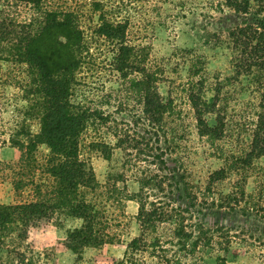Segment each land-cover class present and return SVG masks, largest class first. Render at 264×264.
I'll list each match as a JSON object with an SVG mask.
<instances>
[{"label": "rangeland", "instance_id": "obj_1", "mask_svg": "<svg viewBox=\"0 0 264 264\" xmlns=\"http://www.w3.org/2000/svg\"><path fill=\"white\" fill-rule=\"evenodd\" d=\"M51 10L74 12L85 34L71 100L93 112L79 137L80 156L99 180L89 197L100 202L106 182L122 172L131 194L143 180L142 199L156 219L145 235L151 264H264V154L253 150L261 88L252 74L236 73L228 36L264 15L227 0H0L11 32H37ZM106 19L127 23L125 70L118 60L122 43L99 31ZM12 51L13 39L0 38V203L52 198L56 189L49 146L39 142L29 150L44 110L39 76ZM150 74L167 104L161 120L144 111L142 82ZM193 93L214 104L204 119L216 131L201 132ZM96 142L112 146L110 160ZM117 184L124 185L122 177ZM104 203L113 241L81 255L64 248L68 230L82 220L59 210L24 240L10 232L0 262L17 264V252L25 251L34 264H113L142 233L139 202Z\"/></svg>", "mask_w": 264, "mask_h": 264}, {"label": "trees", "instance_id": "obj_2", "mask_svg": "<svg viewBox=\"0 0 264 264\" xmlns=\"http://www.w3.org/2000/svg\"><path fill=\"white\" fill-rule=\"evenodd\" d=\"M21 1L34 5L39 3V0ZM227 4L244 12L256 9L260 15H264V0H227ZM5 22L7 17L0 16V38H12L13 54L29 63L39 76L37 89L42 94L44 110L41 116V131L37 138L31 141L29 150L33 152L39 142L49 146L51 154L47 162L48 172L56 180V189L52 198L0 203V249L13 230L17 231L18 237L24 240L32 227L38 226L43 219L53 218L56 212L62 210L82 220L79 226L68 230L63 242L64 248L72 249L81 255L86 247L111 242L116 236L111 231L113 222H109L110 218L105 215L104 202L123 206L122 201L132 198L139 202L137 218L142 233L132 238L124 256L115 260L113 264H151L145 255L150 249L145 235L156 226V219L155 209H147L146 202L142 199L143 180H140L142 187L137 195L128 192L123 172L114 182L110 180L106 182L105 191L100 193L101 203L93 200L88 194L98 190L99 180L93 164L81 158L79 149V137L87 126V120L93 116V112L87 108H78V105L76 106L71 100L75 71L82 61L80 54L85 39L84 30L74 12L57 10L46 12L37 32H32L31 29L23 32L19 28L11 32L5 27ZM127 27V23L116 24L107 19L99 26V31L103 35L119 39L122 43L118 59L120 70H125L131 60L130 46L125 44ZM228 36L234 50L233 63L236 73L252 74L261 88V109L254 133L253 150L257 155H263L264 16L257 22L237 26ZM142 83L145 84V113L153 119L161 120L167 104L162 99L152 74L147 75ZM191 100L201 132L216 131L214 127L208 126L204 119L205 112L214 104L195 93L192 94ZM134 140L135 137L126 135L127 142ZM121 143L123 142H117L116 145L122 147ZM94 145L106 159L112 158L111 145L106 142H96ZM216 173L220 175L222 171L218 170ZM121 177L124 185L118 186L117 180ZM123 212L126 213L125 210ZM152 254L159 256L157 250H152ZM17 264H34V261L28 258L25 251H19Z\"/></svg>", "mask_w": 264, "mask_h": 264}]
</instances>
